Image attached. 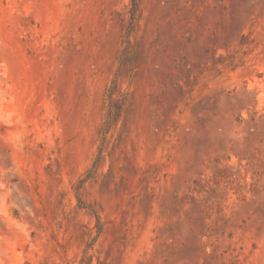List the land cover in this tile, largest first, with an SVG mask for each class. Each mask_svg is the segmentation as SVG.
<instances>
[{"label":"rangeland","instance_id":"374dc122","mask_svg":"<svg viewBox=\"0 0 264 264\" xmlns=\"http://www.w3.org/2000/svg\"><path fill=\"white\" fill-rule=\"evenodd\" d=\"M0 264H264V0H0Z\"/></svg>","mask_w":264,"mask_h":264},{"label":"trees","instance_id":"16d2710c","mask_svg":"<svg viewBox=\"0 0 264 264\" xmlns=\"http://www.w3.org/2000/svg\"><path fill=\"white\" fill-rule=\"evenodd\" d=\"M135 6V4H134ZM116 81H117V77H113L110 81V84L107 86L106 88V100L108 102L107 105V109H106V113L104 115V118L102 120V124H101V133L103 134V136H105L117 123V121L120 118L121 115V106L120 104H118V102H116L115 100L112 99V95L114 94V87L116 85ZM104 138V137H103ZM103 140V139H102ZM93 175L92 170L88 173H86L84 175V177H82L80 179V183H83L84 181H86L87 179L91 178ZM77 201L79 203V205L89 208L90 206L83 204V202H81L80 198L77 196ZM91 209V208H89ZM92 212L94 213V217L96 218V221H99V217L98 214L96 213L95 210H92Z\"/></svg>","mask_w":264,"mask_h":264}]
</instances>
